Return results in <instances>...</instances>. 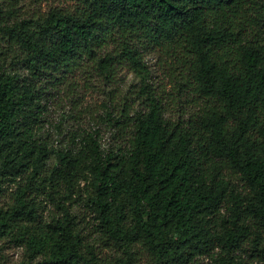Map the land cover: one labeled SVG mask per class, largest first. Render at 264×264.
<instances>
[{"label":"trees","instance_id":"trees-1","mask_svg":"<svg viewBox=\"0 0 264 264\" xmlns=\"http://www.w3.org/2000/svg\"><path fill=\"white\" fill-rule=\"evenodd\" d=\"M77 1L0 16V194L15 185L0 240L23 247L18 264H138L142 251L150 264L264 262V0ZM150 49L193 105L178 117L149 79ZM123 65L139 78L124 93ZM78 72L105 85L90 117L109 128L107 144L97 129L44 130Z\"/></svg>","mask_w":264,"mask_h":264},{"label":"rangeland","instance_id":"rangeland-1","mask_svg":"<svg viewBox=\"0 0 264 264\" xmlns=\"http://www.w3.org/2000/svg\"><path fill=\"white\" fill-rule=\"evenodd\" d=\"M77 6V0H0V16L3 15L6 19L14 17V15H17V18L29 17L45 14L52 8L75 9ZM145 61L150 69L149 79L154 89L166 102V109L170 117H178L180 106H183L184 109L193 106L185 95L180 97L176 94V76L169 68L170 59L159 50L150 49L145 55ZM76 80L78 81L77 84L66 83L57 92L55 99L48 108L47 118L49 122L44 130L46 133H50L54 139H64L66 133L72 129L79 128L88 131L97 129L100 130L103 143L107 144L110 138L109 128L98 124L101 121L100 117H90L91 113H98V115L103 113L102 105L105 101L103 89H105V85L97 78L85 77L79 72L76 75ZM138 80L139 78L134 71L123 65L118 73L117 89L123 93L127 92L130 85L137 83ZM71 114L76 117L70 118ZM237 181L235 179V182ZM14 190L15 185H10L6 191L0 194V206L7 207L10 205ZM41 198L44 199V207L41 209L44 213L43 216L50 218L48 216L55 213L56 209L45 196L42 195ZM75 210L81 213L82 217H91L88 212H85L81 200L75 202ZM86 233H88L91 241L96 243V250L100 258L114 263L118 254L112 244L102 238L100 233L97 234L95 230L87 228ZM24 255L23 247L9 240H0V264H18ZM248 262L250 264H264V262L252 258H248ZM138 264H150V259L144 251L140 253ZM190 264H213V262L210 258L203 257Z\"/></svg>","mask_w":264,"mask_h":264}]
</instances>
